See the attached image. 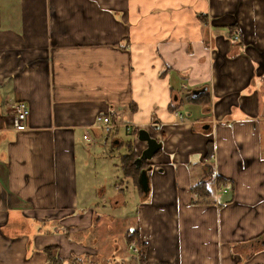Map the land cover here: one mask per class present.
<instances>
[{"label":"crops","instance_id":"0c3cea01","mask_svg":"<svg viewBox=\"0 0 264 264\" xmlns=\"http://www.w3.org/2000/svg\"><path fill=\"white\" fill-rule=\"evenodd\" d=\"M52 259L264 264V0H0V264Z\"/></svg>","mask_w":264,"mask_h":264},{"label":"built area","instance_id":"2783aa9c","mask_svg":"<svg viewBox=\"0 0 264 264\" xmlns=\"http://www.w3.org/2000/svg\"><path fill=\"white\" fill-rule=\"evenodd\" d=\"M233 37L234 40L239 38L240 35V30L239 29H234L233 30ZM15 108V124L18 125H23L26 121L27 118L30 115V108L28 106V104L25 101H17L15 102V104L13 105ZM182 115L179 114V117H181ZM182 118V117H181ZM112 117L108 114H102L101 116L98 117V121H99V126L104 129L105 132L109 133V132H113V130L115 129V123L113 122V120H111ZM131 127L127 126V130H130ZM227 189L224 188L223 191H226ZM139 245L136 239H133L130 242V250L138 253L139 252Z\"/></svg>","mask_w":264,"mask_h":264},{"label":"water","instance_id":"95a60500","mask_svg":"<svg viewBox=\"0 0 264 264\" xmlns=\"http://www.w3.org/2000/svg\"><path fill=\"white\" fill-rule=\"evenodd\" d=\"M203 90H194L193 95H198L202 92ZM138 139L141 142L146 143V148L143 150L141 156L139 157V160L137 161L138 167L141 165L140 161L142 162L143 160H147V162L152 160L161 149L163 144L155 137H153L150 132L146 129H139L138 131ZM149 178H148V173L146 169L141 170V174L139 177V184L141 185L143 191L145 193H148L149 191Z\"/></svg>","mask_w":264,"mask_h":264},{"label":"trees","instance_id":"16d2710c","mask_svg":"<svg viewBox=\"0 0 264 264\" xmlns=\"http://www.w3.org/2000/svg\"><path fill=\"white\" fill-rule=\"evenodd\" d=\"M121 159H122V170H123V172H125V174L130 175L133 178L137 179L138 183H139V177L141 174L139 171L140 167H145L148 164L147 160H143L141 165L138 167L137 166V153L133 149H130L128 153L124 154ZM132 236H135V233ZM128 237L131 238L130 236H128ZM136 240H137V242H139V240L137 238H136ZM140 247H141V248H139L140 252L144 251L143 246H141V244H140ZM49 251H51V249ZM49 255L51 257V253H49ZM52 261L56 262V264H60V263H57L58 261L56 259H52Z\"/></svg>","mask_w":264,"mask_h":264},{"label":"rangeland","instance_id":"374dc122","mask_svg":"<svg viewBox=\"0 0 264 264\" xmlns=\"http://www.w3.org/2000/svg\"><path fill=\"white\" fill-rule=\"evenodd\" d=\"M15 104V102L14 103H12V105H11V109H12V111H13V113H14V117H15V108H14V105ZM121 137L125 140V141H127L128 139H131V136H127V134L126 133H130V132H126V128H124V129H122L121 130ZM102 135H103V133H101ZM101 135V136H102ZM111 137V136H110ZM110 137H109V143H110V147H111V145H112V143H111V139H110ZM104 141H105V138L104 139H101V138H99L96 142H91V144L89 145V147H91L92 148V152L95 154V157L93 156V163L95 164L96 163V168L97 169H100L101 171H102V167H103V162H101V156H102V154H103V151L104 150H106V145H105V143H104ZM125 145H120V148L118 147V148H116L115 150H112L111 148H109L110 149V152H111V150L112 151H114V152H117V150H119V151H125L126 149H125ZM108 149V150H109ZM116 154V153H115ZM112 162V161H111ZM111 162H110V164H111ZM113 163H115V160L113 161ZM109 164V165H110Z\"/></svg>","mask_w":264,"mask_h":264}]
</instances>
